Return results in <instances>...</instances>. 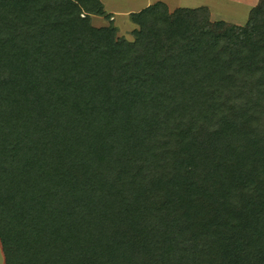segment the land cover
<instances>
[{"label":"trees","instance_id":"trees-1","mask_svg":"<svg viewBox=\"0 0 264 264\" xmlns=\"http://www.w3.org/2000/svg\"><path fill=\"white\" fill-rule=\"evenodd\" d=\"M191 11L0 0L5 264H264V0Z\"/></svg>","mask_w":264,"mask_h":264},{"label":"crops","instance_id":"crops-1","mask_svg":"<svg viewBox=\"0 0 264 264\" xmlns=\"http://www.w3.org/2000/svg\"><path fill=\"white\" fill-rule=\"evenodd\" d=\"M258 0H99L105 17L91 16V24L96 28L107 27L111 22L119 34H126L134 24L129 20L130 14L138 13L145 8L161 3L170 11L195 10L205 8L210 21H223L227 24L240 26L241 20L247 16ZM231 3V4H230ZM231 5V9L229 8ZM240 4V5H239ZM255 4V5H254ZM225 14V15H224ZM224 15V17H222ZM240 18V19H239ZM237 19H239L237 21ZM0 264H5V255L0 244Z\"/></svg>","mask_w":264,"mask_h":264},{"label":"rangeland","instance_id":"rangeland-1","mask_svg":"<svg viewBox=\"0 0 264 264\" xmlns=\"http://www.w3.org/2000/svg\"><path fill=\"white\" fill-rule=\"evenodd\" d=\"M259 1H260V5H261V3H262V1L263 0H258L257 1V4L255 5V7L258 5V3H259ZM231 4V3H230ZM229 4V5H230ZM240 5V4H239ZM230 9H231V5H230V7H229ZM200 10H198V9H195V10H197V11H199L200 13L201 12H205L206 14H208V16H209V13H208V11L205 9V8H199ZM181 10V9H180ZM252 10V9H251ZM251 10L249 11V12H247V16H245L244 18H243V20H241L240 22H242V25H240V26H244L245 24H246V22L248 21V19L250 18V14H251ZM167 11H168V13H170V14H172L174 11H170V10H168L167 9ZM176 11V10H175ZM183 11V13L184 14H188V15H190L191 14V10H182ZM194 11V10H193ZM225 15V14H224ZM224 15L222 16V17H224ZM240 19V18H239ZM239 19H237V21L239 20ZM106 20H108V19H106ZM109 21V20H108ZM138 29V27L137 26H133L132 27V29L131 30H128V32L126 33V34H119V32H118V30H117V36L118 37H122V38H124L125 40H127L128 42H132L133 41V32L135 31V30H137ZM217 264H237L236 263V261L235 260H228V261H226V260H221L220 262H218Z\"/></svg>","mask_w":264,"mask_h":264}]
</instances>
